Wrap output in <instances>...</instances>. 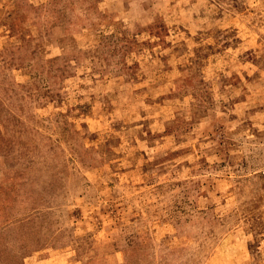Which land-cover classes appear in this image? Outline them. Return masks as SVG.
<instances>
[{
	"label": "rangeland",
	"instance_id": "obj_1",
	"mask_svg": "<svg viewBox=\"0 0 264 264\" xmlns=\"http://www.w3.org/2000/svg\"><path fill=\"white\" fill-rule=\"evenodd\" d=\"M0 264H264V0H0Z\"/></svg>",
	"mask_w": 264,
	"mask_h": 264
}]
</instances>
